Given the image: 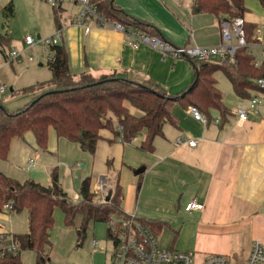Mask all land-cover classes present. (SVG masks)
Instances as JSON below:
<instances>
[{
  "label": "crops",
  "instance_id": "1",
  "mask_svg": "<svg viewBox=\"0 0 264 264\" xmlns=\"http://www.w3.org/2000/svg\"><path fill=\"white\" fill-rule=\"evenodd\" d=\"M115 2L131 17L156 26L164 39L175 45L224 43L225 17L193 13L194 0ZM245 5L248 8L243 16L245 25L254 28L248 48L260 64L264 61V4L260 0H245ZM87 22L88 27L63 24V29H70L73 35L68 42V54L70 69L77 76L89 72L97 77L115 74L139 81L153 80L171 94H179L192 84L196 76V63L192 59L163 57L145 44L135 48L126 42L122 32L97 28L93 18ZM56 23L60 25L58 20ZM63 43L65 46V40ZM218 71L214 77L223 92L227 113L222 114L217 108L200 112L208 119L204 122L190 112L191 105L174 104L176 123L164 125L163 135L156 137L151 152L139 148L146 130L128 144L115 139L111 132L102 134L105 141H98L106 149L101 153L102 160L109 159L112 168L100 167V175L91 181L92 190L98 192L101 185L112 186L113 178L119 174L123 211L139 220L156 223L153 225L160 231L157 237L160 244L162 241L161 247L192 251L202 261L209 253L230 251L229 245L218 241H226L227 235L240 231L253 232L252 241L245 244L247 255L254 240L264 243V109L239 124L236 108L246 104L248 98L236 95ZM52 131L50 135H56ZM31 139L33 142L28 145L40 161L34 134ZM191 139H197L195 146L188 143ZM42 166L35 164L37 169L30 176L50 185L51 175L50 181L41 178ZM141 167L144 170L136 174ZM193 199L203 203L204 209L188 212L186 205ZM0 232L8 231L0 225Z\"/></svg>",
  "mask_w": 264,
  "mask_h": 264
},
{
  "label": "trees",
  "instance_id": "2",
  "mask_svg": "<svg viewBox=\"0 0 264 264\" xmlns=\"http://www.w3.org/2000/svg\"><path fill=\"white\" fill-rule=\"evenodd\" d=\"M90 1L107 19L164 38L156 26L126 14L115 0ZM260 1L264 4V0ZM247 10L245 0H194L192 4V12L195 14H215L231 22L243 17ZM14 12V3L10 0L5 7V15L9 17ZM253 29L252 25H245L248 43L252 39ZM3 40L6 42L8 38L0 35V42ZM51 54L48 67L52 78L37 85L45 89L42 94L16 111H10L4 104H0L1 160L8 159L13 138L24 139L27 132L34 134L40 150L48 152L52 130L58 137L79 143L83 151L93 155L102 129H110L115 139L126 144L146 130L139 148L151 152L155 149L156 137L163 135L164 125L168 122L176 123L172 113L174 104L194 105L202 113L211 108L219 109L222 114L228 112L223 92L214 77L216 71L225 73L241 98L251 97V91L258 89L257 79L264 76V61L256 63L248 44L236 49V62H231L229 57L219 61L193 59L196 63V76L192 84L179 94L169 93L164 86L153 80L139 81L115 74L97 77L89 72L77 76L70 69L69 54L64 45L52 46ZM107 164L111 169L110 160ZM91 181V176L83 179L79 189L81 200L76 202L69 198L62 187L56 169L51 173L50 185L32 178L19 181L0 171V213L15 214L27 210L29 214L28 232H0V235L11 236L18 243L16 251L0 249V264H23L21 255L26 250L36 254V264L50 263L53 249L51 231L57 207L63 211L68 226L74 224L76 214L83 215V226L77 229V246L86 235L90 222L130 218L122 209L123 188L119 174L113 179V187L109 191L111 197L107 199L108 193L102 201H96ZM140 221L156 235L160 232L153 225L156 223Z\"/></svg>",
  "mask_w": 264,
  "mask_h": 264
},
{
  "label": "rangeland",
  "instance_id": "3",
  "mask_svg": "<svg viewBox=\"0 0 264 264\" xmlns=\"http://www.w3.org/2000/svg\"><path fill=\"white\" fill-rule=\"evenodd\" d=\"M13 3L14 14L7 17L3 12L0 16V35L8 38L6 42L4 40L0 42V80L7 89L5 93H0V104H4L10 111L24 108L35 100L45 90L38 88L37 85L48 82L52 78V72L48 67L51 47H45L41 43L28 47L24 39L31 35L39 41L40 38L51 37L58 29L56 11L47 3L41 0H13ZM63 30L60 42L63 45V40H65V47L69 53L68 42L73 35L70 29ZM12 50L23 52V57L7 63L6 58ZM31 55L35 56V60L29 59ZM256 56L259 58L258 54ZM73 58L75 62V55ZM217 74L221 75L227 85L233 89L223 71H218ZM101 131L100 141H105L102 139V134L113 133L107 128ZM31 136L33 133L28 132L25 140L18 137L13 138L8 159H0V171L19 181H25L27 178L36 180L35 177L30 176L32 171L37 169L35 166H29V160L33 158L37 162L36 166L39 168L44 166L41 178L50 181V175L53 169H56L64 190L72 201H76L83 179L91 176L94 180L97 175H100L98 172L101 168L109 170L107 164L109 159L102 160L101 153H105L106 149L102 148L101 144H98L96 153L93 155L83 151L79 143L52 133L49 138L48 152L38 149L37 155L40 157L38 161L39 158L35 157L33 149L28 145L33 142ZM112 187L113 185L103 186L95 192L96 196L98 195L95 197L96 201L104 200ZM54 216L55 222L51 231L53 249L51 262L48 264H112L115 248L113 240L109 238L107 221L90 222L86 235L81 244L77 246V229L83 226V215L76 214L74 224L71 226L65 224L61 208L55 209ZM0 225L10 233H26L29 231L28 211L24 210L15 214L0 213ZM226 238V241H218L220 244L230 246V251L224 253L225 255L242 254L246 256L248 249L245 244L252 241L253 232L251 230L240 231L238 234L227 235ZM94 239L99 241L97 247L93 245ZM21 257L23 264H36V254L31 250L23 251ZM201 263V257L195 256L194 264Z\"/></svg>",
  "mask_w": 264,
  "mask_h": 264
},
{
  "label": "built area",
  "instance_id": "4",
  "mask_svg": "<svg viewBox=\"0 0 264 264\" xmlns=\"http://www.w3.org/2000/svg\"><path fill=\"white\" fill-rule=\"evenodd\" d=\"M10 0H0V16L5 14V7ZM51 6L56 12L59 26L54 35L47 38H40L39 41L28 35L24 39L28 47L37 43L45 47H52L61 44L63 24H76L88 27V19L96 20V27L100 29L108 28L122 32L126 42L138 47L141 44L148 45L160 52L163 57L172 56L174 59H195L202 61H219L229 57L231 62H236L235 52L239 46L247 45L245 20L238 17L233 22L222 21V37L224 43L218 46L201 45H175L156 35H151L141 29L126 26L119 21L109 20L101 14L97 7L90 0H41ZM68 5L71 8H67ZM73 9V10H72ZM262 36V35H260ZM23 57V52L12 50L6 58L7 63H12ZM37 58H39L37 56ZM30 60H35L31 55ZM49 59H52L50 54ZM258 89L248 98L246 104H240L236 108L239 124H243L252 116H258L264 109V76L257 79ZM5 84L0 80V93L6 92ZM190 112L194 117L207 120L201 115L199 109L191 105ZM178 138V142H181ZM191 146H195L197 139L188 140ZM36 162L30 159L29 165L35 166ZM100 188H103L101 185ZM81 200L78 194L76 202ZM204 204L197 199H193L186 205V210H203ZM109 224V238L114 242V254L112 264H194V253L189 250H178L161 247L157 235L135 215H130L129 219L112 218ZM93 245L97 247L99 241L94 239ZM8 248L16 251L18 243L11 236L0 235V249ZM2 250V249H1ZM201 264H264V243L256 239L253 242L250 253L247 256L242 254L225 255L221 253H209L205 256Z\"/></svg>",
  "mask_w": 264,
  "mask_h": 264
},
{
  "label": "water",
  "instance_id": "5",
  "mask_svg": "<svg viewBox=\"0 0 264 264\" xmlns=\"http://www.w3.org/2000/svg\"><path fill=\"white\" fill-rule=\"evenodd\" d=\"M224 20H225V21H228L227 18H225ZM39 37H40V36H39ZM143 170H144V167H141V168L137 169V170H136V174H140ZM110 197H111V193H109V194L107 195V199H109Z\"/></svg>",
  "mask_w": 264,
  "mask_h": 264
}]
</instances>
